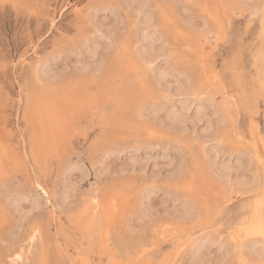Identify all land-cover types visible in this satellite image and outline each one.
<instances>
[{
    "label": "rangeland",
    "instance_id": "374dc122",
    "mask_svg": "<svg viewBox=\"0 0 264 264\" xmlns=\"http://www.w3.org/2000/svg\"><path fill=\"white\" fill-rule=\"evenodd\" d=\"M177 2L196 16L207 15L210 24L215 23L212 16L219 18L224 33L215 44L210 36L201 44V35L174 17L176 33L165 55L172 58V69L191 81L186 94L174 80L153 85L144 71L141 57L152 44L137 32L131 10L122 7L127 0H0V174L13 178V198L39 191V183L51 201L30 217H13L7 225L0 219V264H13L12 254L20 247L24 251L15 264H193L198 242L209 238L211 245L202 248L198 260L239 264L240 254L225 257L219 251L232 240L219 239L225 228L216 221L235 219L234 213L240 219L264 216L258 203L264 199V35L248 19L253 9L239 7L245 0ZM249 2L255 7L261 0ZM118 19V33L126 30L127 36L122 44L114 42L106 65L98 73L76 71L79 60L70 50L93 51L104 43L94 34L96 25L108 27ZM69 65L73 70L53 83L37 80L38 68L60 71ZM83 67L91 68L87 59ZM213 109L226 125L218 123ZM200 110L205 119H197ZM207 121L219 129L221 151L217 155L215 147L197 143L189 157L190 141L205 135ZM177 144L185 153L179 183L158 180L153 185L152 178L179 169ZM246 156L254 157L253 167ZM226 165L228 179H218L217 171ZM81 168L91 183L85 180L71 190L68 185ZM253 174L261 182L240 194L233 178L250 184L247 177ZM189 184L195 192L183 191ZM152 187L181 195L194 209L191 218L180 222L168 214L141 223L162 203L160 193L148 191ZM94 199L100 207L90 218ZM13 229L23 231L7 243ZM36 230L39 235L31 243ZM262 240L256 236L246 243ZM243 257L258 264L251 253Z\"/></svg>",
    "mask_w": 264,
    "mask_h": 264
},
{
    "label": "snow or ice",
    "instance_id": "6c2138e0",
    "mask_svg": "<svg viewBox=\"0 0 264 264\" xmlns=\"http://www.w3.org/2000/svg\"><path fill=\"white\" fill-rule=\"evenodd\" d=\"M123 8H128L132 12V17L138 22L137 32L143 31L144 36H146L152 46L149 49V53L141 57L142 63L145 65L144 71L151 78L153 85H164V80H174L177 81V87L180 91H183L185 85L189 87L191 81H186L179 72L172 69V58L165 55L168 48L172 46V38L176 33V25L174 23V17L178 16L180 20L185 25L186 30L191 32H196L201 35L200 43H205V36L211 37V43L215 44L223 35V30L220 28V19L212 16L211 19L215 23L210 24L209 17L196 16L191 11V7L187 5H180L177 0H127V3H122ZM194 7V6H193ZM241 8H252L253 12L248 17L250 23L257 22L258 26L262 30V35H264V0L258 6H253L249 0H245L244 3L240 4ZM118 18H122V13L113 12ZM107 23V22H106ZM202 25V27H200ZM120 27V19L117 23L110 25L108 27L96 25L95 35L98 39L104 41L103 44L96 47L91 52H86L83 47L77 52L75 49L70 50L71 55L79 60V64L76 66V71H94L99 72L108 60L109 55L115 50V41L124 40L127 36V31L123 33H118L117 29ZM87 59L90 69L83 67L84 61ZM167 65V67H165ZM73 68L69 65L67 68L61 69L60 71H51L47 66L39 68L37 70V80L44 81L48 83H53L61 79L67 72L72 71ZM213 113L217 116L218 122L225 124L227 120L225 117L221 116L219 113ZM214 133V135H213ZM180 135H186V133L181 132ZM219 137V129L213 128L208 125L205 130V135L201 136L199 140L195 137L190 141L193 145V150L188 152V156H193V151L197 143H203L205 147H215L217 155H219L221 149L217 143ZM177 150L180 152V167L177 171L168 173L164 176H157L152 178L150 182L155 185L158 180H168L170 183H179L180 173L183 172L184 167V150L181 145H175ZM247 161V166L249 168L253 167L255 159L252 156L245 157ZM261 165H264V159L260 160ZM217 177L221 180L228 179V166L224 167L223 172L217 171ZM102 171L97 173V180L101 178ZM3 178L4 183L0 185V192L4 195L0 196V219L3 220L5 225L11 222L12 218L23 219L24 217H30L34 213L40 212L42 210L41 206L47 208L51 201L48 199V192L42 188L39 183L36 184V188L39 191L32 193L31 195H18L15 198L10 194L11 183H14L13 178L10 174H0ZM251 181L250 184H241L233 178V183L237 188L241 189L240 194H246L247 190L256 188L257 184L260 182L258 177L253 174L247 177ZM85 180L91 183L88 171L81 168L80 176L72 183L68 185L71 190L78 188ZM264 190V189H262ZM148 191L160 193L159 189L151 188ZM183 191L185 193L191 191H196L195 185H185ZM161 194L162 203L159 207L153 208L150 213L146 216L141 217V223H145L146 220H153L160 215H172L177 221L183 222L186 219L191 218L194 209L191 205L187 203L186 199H182L181 195L165 191ZM261 207H264V199L258 201ZM174 204L175 208L170 209L169 205ZM27 205V208L22 207ZM236 218L229 219L227 216H221L217 219L216 223L225 228L224 235H221L219 239L224 240L225 235L232 240V245L227 248L221 247L219 251L224 256H233L240 254L239 264H252V261L246 260L243 257L244 253H251L252 256L258 257V264H264V240L259 243L252 242L246 243L251 237L259 236L264 238V216L256 218L255 216L249 217L244 215L243 219L239 218V213H234ZM22 229H13L5 237L7 243H11L17 238L19 232ZM39 235V231L36 230L34 234L30 237V242L34 243ZM24 251L22 248H18L16 253H13V264L16 261L21 260L20 253ZM31 264V262H29ZM193 264H207V262L201 260H194ZM213 264H226V260L222 259L219 262L214 261Z\"/></svg>",
    "mask_w": 264,
    "mask_h": 264
},
{
    "label": "bare ground",
    "instance_id": "6f19581e",
    "mask_svg": "<svg viewBox=\"0 0 264 264\" xmlns=\"http://www.w3.org/2000/svg\"><path fill=\"white\" fill-rule=\"evenodd\" d=\"M133 26H134V25H133ZM133 26H132V27H133ZM132 27H131V29H133ZM142 41H143V40H142ZM117 42L119 43V41H117ZM122 42H123V41H122ZM150 43H151V42H150ZM119 44H122V43H119ZM129 44H131V43H129ZM148 44H149V42H148ZM95 47H97V46H95ZM122 47H124V46H121V48H122ZM93 50H94V49H93ZM170 51H171V50H170ZM125 52H126V51H125ZM125 52H124V54H125ZM165 54H166V53H165ZM125 55H126V54H125ZM121 56H122V55H121ZM121 59H122V57H121ZM125 60H126V59H125ZM128 62H129V61H128ZM41 66H42V65H41ZM124 66H125V65H124ZM127 66H128V65H127ZM47 67H48V66H47ZM125 67H126V66H125ZM129 67H130V66H129ZM142 67H143V66H142ZM34 69H36V67H35ZM38 69H39V68H38ZM129 70H131V69H129ZM132 72H133V70H132ZM35 73H36V72H35ZM35 75H36V74H35ZM36 76H37V75H36ZM36 76H35V77H36ZM135 77H136V76H135ZM131 78H132V77H131ZM143 79H144V78H143ZM188 79H189V78H188ZM186 81H189V80H186ZM193 82H195V81H193ZM200 83H201V82H200ZM196 84H197V83H196ZM187 87L190 88L188 85H187ZM199 87H200V86H199ZM185 88H186V87H185ZM185 88H184V89H185ZM178 89H179V88H178ZM186 89H187V88H186ZM186 89H185V90H186ZM187 90H188V89H187ZM197 90H198V89H197ZM46 91H47V90H46ZM203 91H204V90H203ZM41 92H43V91H41ZM41 92H40V93H41ZM179 92H180V91H179ZM188 92H189V90H188L187 92L185 91V94L188 93ZM181 93H182V91H181ZM183 93H184V92H183ZM205 93H206V92H205ZM46 94H48V93H46ZM192 94H193V93H192ZM195 94H196V93H195ZM195 94H194V96H196ZM85 95H86V94H85ZM87 95H88V94H87ZM87 95H86V96H87ZM204 95H205V94H204ZM211 95H212V94H211ZM44 96H46V95H44ZM191 96H193V95H191ZM198 96H199V95H198ZM201 96H202V95H201ZM46 97H47V96H46ZM87 97H88V96H87ZM210 97H212V96H210ZM98 98H99V97H98ZM213 100H214V99H213ZM210 101H211V100H210ZM119 102H120V101H119ZM31 103H32V102H31ZM126 103H127V102H126ZM202 104H203V103H202ZM202 104H199V105H202ZM38 105H39V104H38ZM178 105H179V104H178ZM185 105H186V104H184V106H185ZM199 105H198V106H199ZM204 106H205V105H204ZM69 107H70V106H69ZM163 108H164V107H163ZM163 108H162V109H163ZM189 108H190V107H189ZM197 108H199V107H197ZM36 109H37V108H36ZM183 109H184V108H183ZM185 110H186V109H185ZM206 110H207V109H206ZM176 111H177V110H176ZM197 111H198V110H197ZM215 111H217V110H215ZM221 111H222V110H221ZM168 113H170V112H168ZM196 113H198V116H199L197 119H199V118H201V117L205 119L206 115H205V113L203 112V110H200L199 112H196ZM65 115H67V113H66ZM63 116H64V115H63ZM180 116H181V115H180ZM64 118H65V117H64ZM64 118H63V119H64ZM66 118H67V117H66ZM69 118H70V117H69ZM193 118H194V117H193ZM207 118H208V117H207ZM210 119H211V118H210ZM56 120H57V118H56ZM59 121H60V120H59ZM197 121H198V120H197ZM60 122H61V121H60ZM205 122H206V121H205ZM218 123H219V122H218ZM51 124H52V123H51ZM59 124H60V123H59ZM220 124H221V123H220ZM45 125H46V124H45ZM45 125H44V128H45ZM62 125H64V124H62ZM179 125H180V124H179ZM207 125H211L210 121H207ZM218 125H219V124H218ZM185 126H186V125H185ZM211 126H212V125H211ZM220 126H221V125H220ZM42 127H43V126H42ZM56 127H57V126H56ZM186 127H187V126H186ZM186 127H185V128H186ZM57 128H58V127H57ZM53 129H54V128H53ZM53 129H52V130H53ZM63 129H64V128H63ZM63 129H62V130H63ZM48 131H51V130L49 129ZM58 131H59V130H58ZM59 132H60V131H59ZM42 134H45V132L42 133ZM46 134H48V132H47ZM51 134H52V133H51ZM62 134H64V132H63ZM221 134H222V132H221ZM43 136H44V135H43ZM54 136H56V134H54ZM160 136H161V135H160ZM47 137H49V135H47ZM51 137H52V136H51ZM57 137H58V136H57ZM59 137H61V136H59ZM149 137H150V136H149ZM222 137H223V136H222ZM48 139H50V138H48ZM51 139H53V138H51ZM54 139H55V138H54ZM54 139H53V140H54ZM60 139H62V137H61ZM221 140H222V138H221ZM218 141H219V140H218ZM1 142H2V141H1ZM53 142H55V141H53ZM49 143H50V142H49ZM198 144H199V143H198ZM184 145H185V144H184ZM219 147H220V146H219ZM57 150H58V149H57ZM202 150H203V147H202ZM213 150H214V149H213ZM213 150H212V151H213ZM214 151H215V150H214ZM42 152H43V151H42ZM47 153H48V152H47ZM216 154H217V153H216ZM196 158H197V157H196ZM14 159H15V158H14ZM149 161H150V160H149ZM17 162H18V161H17ZM232 166H233V165H232ZM78 167H79V166H78ZM78 169H79V168H78ZM133 170H134V169H133ZM232 171H233V170H232ZM239 176H240V175H239ZM228 177H229V176H228ZM258 177L260 178V175H259ZM202 178H204V177H202ZM242 180H243V179H242ZM261 180H262V179H261ZM260 182H261V181H260ZM240 183H241V184H244L242 181H240ZM248 183H249V182H248ZM189 185H190V184H189ZM259 185H260V184H259ZM40 186H41V185H40ZM150 186H151V185H150ZM35 188H36V187H35ZM149 188H150V187H149ZM152 188H153V187H152ZM235 189H236V188H235ZM46 190H47V189H46ZM17 191H18V190H17ZM258 191H260V190H258ZM145 194H146V193H145ZM235 194H236V193H235ZM62 195H63V194H62ZM65 195H66L65 197H67L68 194H65ZM91 195H92V194H91ZM93 195H94V194H93ZM95 195H96V194H95ZM65 197H64V198H65ZM68 197H70V195H69ZM93 198H94V197H93ZM93 198H92V199H93ZM96 198H97V196H96ZM89 200H90V198H89ZM93 201H94V203H91V205L88 206V207L93 211V216H90V218H91V217H95V216L98 214V211H99L98 209H99V207H100L99 203H97V199H94ZM93 201L91 200V202H93ZM87 203H88V202H87ZM88 204H89V203H88ZM63 205H64V204H63ZM83 207H84V206H83ZM88 207H87V211H89V210H88V209H89ZM83 209H85V208H83ZM84 211H85V210H84ZM81 212H82V211H81ZM91 213H92V212H91ZM86 214L89 215L90 213L87 212ZM83 215H84V213H83ZM81 216H82V215H81ZM81 216H79V219H82V218H80ZM90 218H88V219H90ZM101 218H103V217L101 216ZM109 218H110V217H109ZM52 219H53V218H52ZM93 219H94V218H93ZM104 219H105V218H104ZM53 220H54V219H53ZM82 220H84V218H83ZM90 221H92V220L90 219ZM81 222H82V221H81ZM96 222H97V220H96ZM98 222H99V221H98ZM103 222H104V221H103ZM82 223H83V222H82ZM86 223H88V222H86ZM93 224H94V223H93ZM95 224H96V223H95ZM82 225H83V224H82ZM83 226H84V225H83ZM99 226H100V224H99ZM97 227H98V226H97ZM102 227H103V226H102ZM84 229H85V227H84ZM96 229H97V228H96ZM98 229H99V227H98ZM86 230H87V229H86ZM156 233H157V232H156ZM32 234H33V233H32ZM38 238H39V237H38ZM29 239H30V238H29ZM47 239H48V238H47ZM211 239H212V238H211ZM167 240H168V239H167ZM169 240H170V239H169ZM209 240H210V238H209ZM209 240H205L204 242H201V243H200V241L198 242V243H199V244H198V247H197V246H196L197 248L195 247V249L197 250V251H195V252H196L195 259H196V260L199 259L200 255H201L200 253H201V251H202V248H205V247L211 245V242H210ZM201 241H202V240H201ZM133 242H134V241H133ZM212 242H213V241H212ZM138 243H140V242L138 241ZM131 244H133V243H131ZM135 244H137V243L135 242ZM141 244H142V243H141ZM23 245H24V244H23ZM28 245H29V244H28ZM33 246H34V245H33ZM130 246H131V245H130ZM193 246H195V245H193ZM20 248H22V247H20ZM23 248H25V247L23 246ZM208 248H209V247H208ZM26 249H27V248H26ZM205 249H206V248H205ZM27 251H28V250H27ZM31 252H32V251H31ZM25 254H27V253L25 252ZM37 256H38V255H37ZM43 256H44V255H43ZM12 257H13V256H12ZM24 257H25V256H24ZM40 257H41V254H40ZM203 257H204V256H203ZM225 257H226V256H225ZM38 258H39V257H38ZM10 259H11V258H10ZM250 259H252V258H250ZM37 260H38V259H37ZM39 260H40V259H39ZM41 260H42V259H41ZM37 262H38V261H37ZM10 263H11V262H10ZM15 263H16V262H15ZM32 263H33V262H32ZM254 264H256V263H254Z\"/></svg>",
    "mask_w": 264,
    "mask_h": 264
}]
</instances>
